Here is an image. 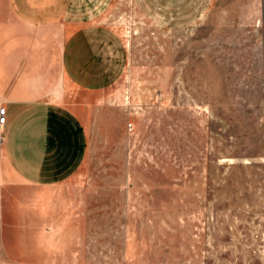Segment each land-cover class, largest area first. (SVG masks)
<instances>
[{
    "label": "rangeland",
    "instance_id": "rangeland-1",
    "mask_svg": "<svg viewBox=\"0 0 264 264\" xmlns=\"http://www.w3.org/2000/svg\"><path fill=\"white\" fill-rule=\"evenodd\" d=\"M79 1L114 79L61 185L7 179L0 125V264H264V0Z\"/></svg>",
    "mask_w": 264,
    "mask_h": 264
},
{
    "label": "crops",
    "instance_id": "crops-1",
    "mask_svg": "<svg viewBox=\"0 0 264 264\" xmlns=\"http://www.w3.org/2000/svg\"><path fill=\"white\" fill-rule=\"evenodd\" d=\"M79 3L0 0L1 165L11 182L55 187L85 158L74 98L113 81L115 32Z\"/></svg>",
    "mask_w": 264,
    "mask_h": 264
},
{
    "label": "built area",
    "instance_id": "built-area-1",
    "mask_svg": "<svg viewBox=\"0 0 264 264\" xmlns=\"http://www.w3.org/2000/svg\"><path fill=\"white\" fill-rule=\"evenodd\" d=\"M5 109L0 107V125L2 126L5 123Z\"/></svg>",
    "mask_w": 264,
    "mask_h": 264
}]
</instances>
